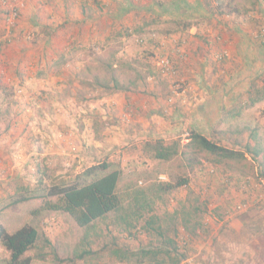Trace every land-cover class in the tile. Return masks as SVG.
<instances>
[{
	"label": "rangeland",
	"instance_id": "rangeland-1",
	"mask_svg": "<svg viewBox=\"0 0 264 264\" xmlns=\"http://www.w3.org/2000/svg\"><path fill=\"white\" fill-rule=\"evenodd\" d=\"M153 1L0 0L1 9L17 8L21 15L12 26L0 12V110L8 118L0 114V136L12 138L2 142L7 149L0 156L5 168L0 175V226L9 232L25 224L38 228V246L30 251L32 264H56L50 254L48 259L36 258L42 250L51 253L47 238L58 248L61 264H120L111 258L106 244L112 245L116 238L120 245L137 247L174 228L177 246L186 254L180 264H264V242L257 237L258 229L264 230V177L247 152L250 146L260 148L259 160L264 161V100L248 106L246 91L255 75L253 66L264 54V0H198L199 4L192 0L193 14L175 0ZM82 5L87 7L86 16ZM64 7L74 18L67 21L69 25H64ZM145 18L150 23L140 24ZM213 24L249 28L245 39L247 48L253 47L250 58L241 59L233 52L237 36L227 29L223 42ZM139 26L144 31H138ZM193 26L202 32L204 46L207 33L224 44L208 45L211 63L203 77L183 70L197 55L193 57L189 49L187 30ZM224 51L229 56L219 58ZM3 56L12 59L4 61ZM20 56L26 60L19 62ZM161 59L169 60L170 70L162 71ZM114 79L122 90H146L159 104L148 116L142 112L148 111V101L121 113L127 130L136 128L137 122L158 130L154 135L132 130L121 142L125 158L111 161L112 169L122 172L119 192L156 182L175 183L180 177L189 178V183L163 193L136 228L113 223L112 214L94 230H85L66 213L37 210L46 198L55 200V189L73 183L86 169L76 165L81 155L73 151L79 128L74 113L81 114V104L106 102ZM141 115L148 120L141 121ZM55 118L75 124V131L67 135L73 149L68 161L45 157L44 141L36 142L44 126L51 132L58 124H53ZM166 121L170 127H162ZM192 128L219 144L246 151L245 158L217 163L210 152L188 146ZM163 135L171 139L169 144L179 143L169 162L150 156L156 152L150 139ZM152 214L157 220L148 226ZM83 250L91 252L80 258ZM8 256L0 245V264Z\"/></svg>",
	"mask_w": 264,
	"mask_h": 264
},
{
	"label": "trees",
	"instance_id": "trees-1",
	"mask_svg": "<svg viewBox=\"0 0 264 264\" xmlns=\"http://www.w3.org/2000/svg\"><path fill=\"white\" fill-rule=\"evenodd\" d=\"M85 7L82 8L83 13H87V7ZM0 12L7 17L10 14V10L4 8H0ZM19 13L18 10V18L21 16ZM83 15L86 16V14ZM149 23L144 22L143 24ZM137 28H140L138 30L140 32L144 31L143 26ZM261 47L263 48V46ZM253 67L255 68V75L252 76L246 87L248 106H253L264 100V54L258 60V64ZM259 79H262V83L259 82ZM114 82L116 83L114 90L120 89L121 86L118 80L114 79ZM238 96L239 94L236 95V97ZM189 138V143L192 146L216 156L217 163H223L234 158L243 159L246 156V151L219 144L197 129L192 128ZM178 145L179 143L173 145L165 144L162 140L156 141L154 146L156 148L155 158L170 160L178 153L176 148ZM247 152L253 156V160L258 162L261 167L258 175L264 177V161L261 163V160H259L261 149L250 146ZM121 174V170L112 169L108 162L102 160L78 174L73 183L55 189L52 192V196L56 197L55 200L46 198L44 205L37 211L45 209L66 213L80 228L85 230H94L99 221L105 220L113 214V223L125 224L129 229H133L138 227L141 219L145 218V213L152 210V205L156 202V199L162 198L163 193H169L175 188L189 183V178L180 177L175 183L156 182L147 187L120 193ZM34 212L36 213V211ZM156 220L157 217L153 214L149 216L147 219L148 226ZM142 227L147 230L146 225ZM176 232L177 229L175 228L172 233L168 230L166 232L160 231L159 236L155 238L156 241L140 244L137 247L120 245L115 238L112 245L106 244L105 247L111 248L109 255L116 263L120 264H180L186 258V254L181 252L177 246ZM130 234L133 233L130 232ZM257 237L264 242L262 239V237L264 238V230L258 229ZM39 240L40 232L33 225L25 224L14 232H9L5 227L0 226V245L4 246L9 252L8 258L3 259L2 264H32L34 256L30 254V251L38 246ZM46 242L51 247V253L42 250L41 253L36 255V258L48 259L52 255L51 258H54L56 264H61L63 260L58 254V248L54 246L50 239L47 238ZM90 252L91 250H83L79 257H84L86 253Z\"/></svg>",
	"mask_w": 264,
	"mask_h": 264
},
{
	"label": "crops",
	"instance_id": "crops-1",
	"mask_svg": "<svg viewBox=\"0 0 264 264\" xmlns=\"http://www.w3.org/2000/svg\"><path fill=\"white\" fill-rule=\"evenodd\" d=\"M128 1H131V0H128ZM135 1L136 0H133V2ZM159 1H162V0H159ZM163 1H166V0H163ZM166 3L171 4L172 0L170 2L166 1ZM174 3H177L178 5H181L182 7H184L183 8L184 10L191 11L192 14L194 13L192 0H175ZM135 4L137 5L138 3H135ZM83 7L84 5H82L81 7L82 15L88 13V12L83 13V10H82ZM63 10L65 11V19H66L64 22V25H69V22L72 21L74 18L72 16H67L68 14H66L67 12L65 10V7L63 8ZM160 15H163V13L160 12ZM116 18L117 19L121 18V15L120 16L116 15ZM143 21L148 22V18H145ZM144 22H141L140 24H143ZM54 25H58V24H54ZM213 25L215 28L214 32L218 33L219 35L220 33L223 35L224 34L223 31L225 32L227 29H229V31L234 36H237L236 37L237 41L234 45V47L237 49V52L234 49V47H233V52L235 51L236 55L240 53L242 56L241 59L246 60L250 58V53L252 51L251 49H253V47L251 49H248L247 48L248 42H247V39H245L247 38L246 35H247L249 28L241 29V28H238L236 24H231L233 25V27H231L230 24L229 25L228 24H213ZM211 29L212 28L209 27L207 28V31ZM187 31L191 33L189 35V38H190V48L189 49L192 52V56L194 57L195 54H197L198 56L196 55L195 59L193 60L194 62L191 61L188 64L185 63L183 70H185L187 73H192V76L202 75L203 77V75L208 74V69H209L208 66L211 63V54L208 51L209 49L208 45L213 46L217 44L219 46L220 45L223 46L224 45L223 42H226V39H225L226 37L223 35L222 38L224 40L223 42H221L219 41L220 38L216 37L213 33H207L205 34V36L207 37L206 39L207 42L205 43L206 46H204L203 43L205 41L204 42L200 41V38H201L200 36L202 35V32L199 31L196 26L191 27L190 30H187ZM228 33L229 32L227 31V34ZM1 51L2 49L0 50V52ZM2 58L4 59V61L12 59L11 56H3ZM24 60L26 59L25 58L23 59V57H21L19 62H22V61L24 62ZM108 95L109 96L106 97V100H107L106 102H97V103L90 102V103L81 104L79 106L80 108H78V111L81 112V114L74 113L75 118L78 119L77 122L80 128V129L79 128L76 129L77 136L75 138V142H77V145L73 144L77 147V148L75 147V150L69 148L68 146L69 140L67 138V135L70 134L68 133L69 130L75 131L74 122H72L70 119H67V118L63 120L61 118H58L56 120L55 118V120L53 121V124L54 123H58V124L53 125V129H51V132L45 129L47 126H44L43 131L40 134L36 135V142L40 140L44 141V144L41 145V147H43L42 149L46 153L45 157L51 158V159L60 158L62 159V161H68L67 157H69L71 154L70 150H73V151L79 150L78 153L81 155L80 157L81 160L76 165L78 166L85 165V168H87L89 166H92L93 164L99 163L100 161L104 160L108 162L112 168L113 165L111 161L114 162L116 161V159L125 158L124 156L125 149L120 148V146L122 144L121 142L124 143V141L128 140L127 137L131 135L132 130L135 132L138 131L139 133H151L150 135L157 134L158 128L143 127L141 122L140 123L137 122L138 124H136L137 125L136 128L135 127L132 128V126L128 125L129 128L127 130V125L123 124V121L121 120L122 119L121 113L122 111H124V109L128 110L130 109V107H134V106L137 107L140 104L142 105L143 103H146L147 101L149 102L150 107L148 111H142V112H144V114L147 116L149 113L154 112V109H156V106H159V104L156 101V96H150L149 92H146V90H142V92H139V91L134 92V90H130V89L127 90L126 88L123 90L115 89L113 90V92H111ZM156 95L158 96V94ZM68 108H70V106H68ZM0 114L4 115L3 116L4 119H8L6 118L7 112H5V110L3 111L0 110ZM138 118H140L141 121L148 120L145 116H142V115L138 116ZM8 124L11 126L14 123L12 121H8ZM50 124H52V121L50 122ZM144 125L146 124L144 123ZM162 127H170L169 122L166 121V123ZM127 132H129V135H127L128 134ZM166 133L168 134L169 132H166ZM163 136L164 138L158 139V140H162V142H164L165 144H169L168 142L171 139L167 137L166 135H163ZM7 137L8 136H5V134H2V136H0V156L2 155L4 156V148L7 149L2 144V142L12 141V138H9L6 140ZM17 137L19 136L16 135L13 137V139L16 140ZM158 140H156L155 138L154 139L151 138L149 142H152V143L154 142V145H155V142ZM189 141H190V138H189ZM188 146L192 147L190 143L188 144ZM155 154H151L150 156H153V158L156 159ZM163 161L169 162L168 160H163ZM4 169L5 168L3 167V164H2V166H0V175L2 174Z\"/></svg>",
	"mask_w": 264,
	"mask_h": 264
},
{
	"label": "built area",
	"instance_id": "built-area-1",
	"mask_svg": "<svg viewBox=\"0 0 264 264\" xmlns=\"http://www.w3.org/2000/svg\"><path fill=\"white\" fill-rule=\"evenodd\" d=\"M9 19H10V23L9 24H11L12 26H14L15 25V23H12V21L15 19V18H17L18 17V9L17 8H14L12 11H10V14H9ZM143 39H145L146 40V38H143ZM6 40H8V39H6ZM8 41H10V40H8ZM143 41V40H142ZM3 43V42H2ZM229 56V54H228V52L227 51H224L223 52V54H221L220 56H218L219 58H225V57H228ZM161 66H162V71L163 72H165V71H168V70H170L171 69V64H170V62H169V60H167V59H161ZM161 177V179H166V176L165 175H161L160 176ZM256 202H259L258 200H256ZM246 205V204H245Z\"/></svg>",
	"mask_w": 264,
	"mask_h": 264
}]
</instances>
